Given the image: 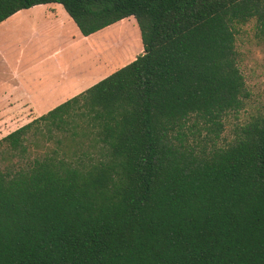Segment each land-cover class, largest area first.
Masks as SVG:
<instances>
[{"label":"trees","instance_id":"16d2710c","mask_svg":"<svg viewBox=\"0 0 264 264\" xmlns=\"http://www.w3.org/2000/svg\"><path fill=\"white\" fill-rule=\"evenodd\" d=\"M47 3L85 36L134 17L144 50L0 140V264H264V105L218 145L264 0H0V23Z\"/></svg>","mask_w":264,"mask_h":264},{"label":"crops","instance_id":"0c3cea01","mask_svg":"<svg viewBox=\"0 0 264 264\" xmlns=\"http://www.w3.org/2000/svg\"><path fill=\"white\" fill-rule=\"evenodd\" d=\"M113 25L85 36L60 3L22 9L0 23V67L5 71L0 74V129L26 125L109 76L95 77L97 70L71 77L69 68L73 48L80 60L93 39ZM140 35L137 31L129 45L139 46L137 55L144 50Z\"/></svg>","mask_w":264,"mask_h":264},{"label":"rangeland","instance_id":"374dc122","mask_svg":"<svg viewBox=\"0 0 264 264\" xmlns=\"http://www.w3.org/2000/svg\"><path fill=\"white\" fill-rule=\"evenodd\" d=\"M137 31L140 35V28L136 19L129 17L122 22L119 21L117 24H114L112 28L105 29L100 36L95 37L92 43H90L91 48L89 49L88 47L87 53L82 57L85 59L81 58L78 60L77 51L73 48L71 54L72 65L69 68L71 72H69V75L71 77L79 73L83 75L90 73L91 75L94 71L98 70L99 72L97 71L95 73V77H97L105 72L112 74L116 70L129 64L134 60L135 56L139 55H137L139 50L138 45L134 48L131 46V49L129 47ZM235 36L238 63L245 76L251 95L246 100L242 109L229 112L226 115L224 119L225 128L221 138L218 140V145L220 146H226L233 142L239 132V128L253 116L257 115L264 105V31L257 26L256 19H251L246 23L235 25ZM4 42H1L2 45H4ZM118 46L121 47L118 48ZM4 72L0 67V74L2 75ZM71 73L76 75L72 76ZM2 114L0 112V116ZM16 129H18L17 125L1 127L0 140ZM61 139L62 133L60 132H55L51 139H40V146H30L29 155H43L47 150L58 148L59 140ZM86 142L91 141L86 140ZM82 150L87 151L90 149H80L78 153Z\"/></svg>","mask_w":264,"mask_h":264},{"label":"bare ground","instance_id":"6f19581e","mask_svg":"<svg viewBox=\"0 0 264 264\" xmlns=\"http://www.w3.org/2000/svg\"><path fill=\"white\" fill-rule=\"evenodd\" d=\"M94 46H95V45H94ZM94 46H93V47H94ZM119 47H121V46H118V48H119Z\"/></svg>","mask_w":264,"mask_h":264}]
</instances>
